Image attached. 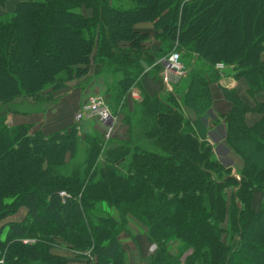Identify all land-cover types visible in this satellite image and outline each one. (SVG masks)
<instances>
[{
    "label": "trees",
    "instance_id": "1",
    "mask_svg": "<svg viewBox=\"0 0 264 264\" xmlns=\"http://www.w3.org/2000/svg\"><path fill=\"white\" fill-rule=\"evenodd\" d=\"M174 50L187 70L166 91L156 62ZM263 52L264 0H17L0 14V221L27 213L5 224L0 264H83L55 253L59 240L89 251L84 264H127L119 235L131 221L156 245L145 264H264V101L250 106L220 82L264 93ZM92 63L125 136L105 140L85 120L49 134L9 123L19 104L55 103ZM149 73L156 93L142 84ZM249 112L262 116L249 125ZM220 117L238 176L207 139Z\"/></svg>",
    "mask_w": 264,
    "mask_h": 264
},
{
    "label": "crops",
    "instance_id": "2",
    "mask_svg": "<svg viewBox=\"0 0 264 264\" xmlns=\"http://www.w3.org/2000/svg\"><path fill=\"white\" fill-rule=\"evenodd\" d=\"M16 3L17 0H7L5 6H3V4L0 2V14L7 10H12L15 7ZM87 13L90 14L89 11H87ZM137 28L142 31L153 33V24L150 22L139 23L137 24ZM262 59L264 60V52L262 53ZM150 68L151 66L149 67V69ZM98 71L99 67L96 64L92 63L90 65L89 74L85 77L75 80H79L80 82L88 81L91 79V77H97ZM75 80L70 82L67 88L59 92L56 102L52 103V105L46 110L36 111L33 113L21 110V113L9 115L8 121L15 125L31 124L33 126L34 131L42 129L47 134L73 125L74 123H76L74 116L77 111L81 108V106L86 102L88 98L87 95L89 92V87L83 88V84L79 85ZM220 82L223 86L229 88L235 87L238 90L242 99L247 102L250 106H254L256 104V101H264V93H258L256 96H251L248 93L247 82L244 78L238 79L233 75H223ZM142 84L151 93H156L161 89L160 80L155 79V77L152 76L150 73L142 79ZM132 91L133 95L141 94V90L138 87H134ZM224 103L225 102L222 100L221 96H217L216 107L218 108V105H222ZM184 111L186 115L191 118V120L195 121L197 119V114L193 112L192 109L184 107ZM261 116L262 115L258 112H249L247 113L245 119L249 125H253L256 121L261 118ZM219 119V122L216 123L217 125L213 124L214 122L210 121V119L206 122L207 139L214 145L216 154L220 159L224 160L225 156L223 155H225L226 152H229L230 156L231 154H233V156L237 158L239 163L237 168L234 166V164L236 163H231V165L233 166L235 172L239 171L243 167V162H241L240 160L241 156L231 150L229 145L226 143L224 137L225 130L223 125V119L221 117ZM85 121L90 122V124L94 128L96 127L100 131L101 127L96 124V122L90 120ZM124 134L125 133H123V131L120 134L117 133V130L115 132V135L123 136ZM25 209L27 213V208L25 207ZM130 228L132 230V235L125 231L121 232L119 235L120 240L123 242L127 250V264H145L147 258L155 251L156 245L148 240L146 235V228L139 222L131 221ZM57 253L65 255L68 258L71 257L69 253H60L59 251ZM86 262L87 257L85 256H77V258H75L74 260V263L84 264Z\"/></svg>",
    "mask_w": 264,
    "mask_h": 264
},
{
    "label": "built area",
    "instance_id": "3",
    "mask_svg": "<svg viewBox=\"0 0 264 264\" xmlns=\"http://www.w3.org/2000/svg\"><path fill=\"white\" fill-rule=\"evenodd\" d=\"M162 64L161 78L166 87L172 90L174 80L182 78L185 73V65L181 62V56L177 52L160 60ZM217 68L225 69L224 63H217ZM77 123L83 120L96 122L105 132L106 139L111 138L115 134L118 124V116L113 112L103 95H90L86 102L81 106L75 115ZM63 196H68L66 191H62Z\"/></svg>",
    "mask_w": 264,
    "mask_h": 264
},
{
    "label": "rangeland",
    "instance_id": "4",
    "mask_svg": "<svg viewBox=\"0 0 264 264\" xmlns=\"http://www.w3.org/2000/svg\"><path fill=\"white\" fill-rule=\"evenodd\" d=\"M154 45H156V42H154ZM173 52H177V53H179L180 54V56H181V62L183 63V65H185V63H184V61H183V59H182V54L180 53V52H178V51H172V52H170L169 54H167V55H165V56H163V57H161L156 63L157 64H159L160 66H161V68H160V72H159V75L161 74V70H162V64H161V62H160V60L162 59V58H164V57H166V56H168V55H170L171 53H173ZM220 63H223V62H220ZM185 69L187 70V68H186V66H185ZM223 70H225V72H231V68L229 67V66H227L226 65V67H225V69H223ZM161 76V75H160ZM184 77V76H183ZM181 78H179V79H177V80H174V82H173V85H172V90H170L169 89V87H166L165 85H164V83H163V86H164V88H165V90L166 91H173L174 90V85L176 84V83H178L179 82V80H180ZM75 81H77V84H79V85H81V84H83V88H87V87H89V92H88V95H87V97H89L90 95H103V96H105V93L107 92V90L109 89V84H110V82H109V80L107 81V80H105L104 78H102L101 76L99 77V76H97V77H91V79L90 80H88V81H85V82H83V81H79V80H75ZM70 87V86H69ZM132 90H131V97L132 98H134V100H137V99H139V100H141L142 99V97H143V95H142V91H141V94L140 95H133L132 94ZM88 99V98H87ZM52 105V103H48L45 107H44V109L43 110H46L48 107H50ZM224 105H226L225 103L224 104H222V106H224ZM218 107H219V105H218ZM17 108H19L20 110H25V111H30L31 113H33V112H36V111H42V109H36L34 106H32V104L31 103H28V102H24V103H22L21 105L19 104L18 106H17ZM226 107H222V109H225ZM194 112V111H193ZM76 115V114H75ZM117 116H118V124H117V126H116V129L115 130H117V133H122V131H123V125H122V119H123V116H122V114H120V113H118L117 114ZM9 118V117H8ZM74 119H75V116H74ZM220 120V119H219ZM75 122L77 123V121L75 120ZM219 122V121H218ZM10 124H12L11 122H9ZM75 124V123H74ZM211 124V123H210ZM213 124H215V125H217L216 123H213ZM14 125V124H13ZM68 127V126H67ZM31 131H34L33 130V126H32V129H31ZM100 132H101V134H102V136H103V139H105V140H107L106 139V137H105V131L102 129V128H100ZM116 132V131H115ZM80 156H81V154H80ZM79 156V157H80ZM223 156H225L224 157V161L226 162V163H228V164H231V163H236L237 164V166H236V164H234V166L237 168L238 167V160H237V158H235V156H233V154H231V156L229 155V152H226V154L225 155H223ZM241 158V157H240ZM241 160V162H243V165H244V161H243V159L241 158L240 159ZM237 161V162H236ZM237 176H238V171H233ZM261 198V193H257V196H256V201H257V203H259V199ZM256 206H259L258 204H256ZM25 216H26V209H25V207H22V208H20L19 209V211L17 212V213H15V214H13V215H10V216H8V217H6L5 219H3L2 221H0V237H2V238H4L5 236H6V233H7V230H8V226H6L5 224H7L9 221H12V220H14V221H21V220H23L24 218H25ZM134 222H138V221H134ZM59 242H60V245L59 246H56L54 249H53V251L55 252V253H57L58 251L60 252V253H69L70 254V258H69V260H70V262L71 263H74V260H75V258H77V256H79L78 255V253H76V252H74V250H71V249H69V247L68 246H66L65 245V243H63V241H61V240H59ZM59 254V253H58ZM88 254H89V251L88 252H86V254H85V257H87L88 256ZM62 255V254H61Z\"/></svg>",
    "mask_w": 264,
    "mask_h": 264
}]
</instances>
